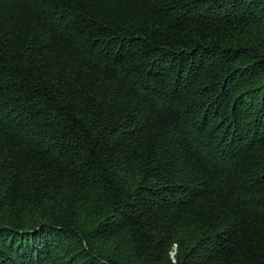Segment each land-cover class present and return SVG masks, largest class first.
<instances>
[{
    "label": "trees",
    "instance_id": "16d2710c",
    "mask_svg": "<svg viewBox=\"0 0 264 264\" xmlns=\"http://www.w3.org/2000/svg\"><path fill=\"white\" fill-rule=\"evenodd\" d=\"M0 264H264V0H0Z\"/></svg>",
    "mask_w": 264,
    "mask_h": 264
}]
</instances>
